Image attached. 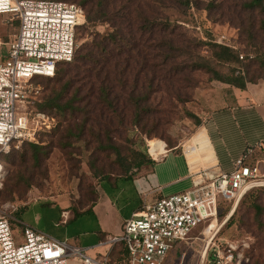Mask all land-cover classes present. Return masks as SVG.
I'll return each instance as SVG.
<instances>
[{
  "label": "trees",
  "instance_id": "16d2710c",
  "mask_svg": "<svg viewBox=\"0 0 264 264\" xmlns=\"http://www.w3.org/2000/svg\"><path fill=\"white\" fill-rule=\"evenodd\" d=\"M76 1L85 11V22L77 29V41L82 27L91 39L76 48L72 60L57 63L54 75L34 78L35 82L38 77H46L49 84L53 83L50 95L41 98L39 93L29 105H34L30 109L32 113H45L54 118L51 129L39 130L38 135L57 128L59 122L54 112L62 114L67 123L66 129L56 137L58 142L74 134L86 142L94 137L103 146V134H108L111 126L118 132L133 126L153 135L171 122L178 105L191 100V91L197 87V72L205 71L212 75V80L242 89L249 82L264 78V40L255 30L259 27L264 31V17L259 19L260 25L252 19V12L256 10L264 15V0L209 2L211 8L221 11L223 17L227 16L230 23H237L243 30L251 47L244 54L236 45L222 40L221 35L217 38L211 30H203L201 37H191L178 20L167 14L169 8H190L192 0ZM100 25H106L108 30L98 31ZM204 47L210 51L209 55L202 52ZM257 62L262 72L253 78L250 73ZM61 64L68 67L63 68ZM186 114L196 125H201L199 115L189 110ZM26 144L39 162L44 149L39 140L25 141L21 146ZM108 145L115 151L120 172L98 171L94 166L98 184L113 176L128 177L133 167L137 169L154 162L144 154L126 155L119 146ZM174 145L167 144V147ZM97 186L94 196L87 198L89 204L81 202V207L71 201L74 216L90 211L98 196ZM247 199H250L252 216L240 217V223L255 238L251 254L254 264H264V185L253 186L243 194L227 223L234 222ZM26 207H19L16 215H21ZM232 208V203L220 201L219 214ZM114 246H120L123 256L117 260L123 259L127 264L125 246L121 243Z\"/></svg>",
  "mask_w": 264,
  "mask_h": 264
},
{
  "label": "rangeland",
  "instance_id": "374dc122",
  "mask_svg": "<svg viewBox=\"0 0 264 264\" xmlns=\"http://www.w3.org/2000/svg\"><path fill=\"white\" fill-rule=\"evenodd\" d=\"M66 1L80 5L76 0ZM210 1L218 3L220 0H192L190 8L181 10L169 8L167 14L171 19L178 20V23L191 37H201L203 30L207 29L216 33L217 38L220 35H226L227 38L223 40L236 45L243 54L247 49L250 50L251 47L245 40L246 35L243 30L237 27V23H230L227 16L223 17L221 11L211 8ZM3 14L8 17V21L11 22L9 24L19 27L20 19L14 17L15 13ZM252 14V19L260 25L259 19L264 15L260 14L258 10ZM97 30L106 32L108 27L100 25ZM255 30L259 32V38L264 40V31L259 27ZM89 39L91 37L84 32L82 27L78 34L77 49ZM262 50L264 51V45ZM202 52L205 55L210 54L206 47ZM61 67L66 68L68 65L61 64ZM261 72L262 66L257 62L252 66L250 76L254 78ZM211 76L205 71L196 73L197 87L191 91V100L178 105L171 122L159 128L153 135L146 134L133 126L129 128L130 130L124 129L121 132L116 131L115 126H111L109 133L101 136L103 146H99L94 137H91V142H86L74 134H69L68 139L58 142L56 137L66 129L67 123L62 114L54 112L59 122L57 128L49 132H41L38 135L39 143L44 147L40 153L39 162L35 161L33 151L27 144L1 155L5 173L3 189L0 193V206L4 207L9 218L15 244L25 240L23 223H32L56 236L66 238L71 248L84 249L87 255L96 260L105 262V258L108 257L109 264H125L123 259L117 260L118 257L123 256L119 252L120 246H113L110 242L113 236L108 237L101 244L88 245L95 240V233L98 229L97 220L93 215H91L92 217L90 215L83 216L69 224L63 223L59 219L62 204L58 197H65L73 201L75 205L82 207L81 202L84 205L90 203L87 198L94 196L93 192L96 191L98 185V178L94 175V166L98 171L120 172L115 151L110 145L107 146L108 143L119 146L121 152L126 155L141 153L151 159L153 158L148 151V141L154 155L163 150L166 144L186 143L196 130L203 126L210 112L224 104V99L221 97L224 83L212 80ZM34 83L40 88L41 98L52 93L53 83L49 84L46 77H38ZM29 109H34V105L29 106ZM188 110L201 117V125H196L187 116ZM161 142L164 143V147H161ZM105 146L107 148L102 149ZM14 162L17 165H14ZM154 165L155 162H151L139 168L138 174L142 177L143 185H140L138 190L142 200H145L144 202H153L157 199L156 196L146 192L148 182L153 180ZM135 168H132L133 172H136ZM218 198L225 203H232L234 199L233 197L227 198L222 193H218ZM249 201L250 199H247L241 205L232 224L227 223L228 220L222 224L230 210L221 211L216 228L212 232H208L206 229L210 222L198 224L193 228L190 239H181L172 244L163 264H209L208 256L214 251V248H217V245L225 256L228 254L229 245H234L233 251L243 255L240 264H254L251 254L254 253L255 238L240 223V217L252 216V209L248 206ZM12 205L16 208H13ZM24 205L28 206L27 209L17 216V209ZM215 233L216 235H214ZM121 244L123 247L125 246V244ZM76 256V253L71 254L68 257V264H82Z\"/></svg>",
  "mask_w": 264,
  "mask_h": 264
},
{
  "label": "built area",
  "instance_id": "2783aa9c",
  "mask_svg": "<svg viewBox=\"0 0 264 264\" xmlns=\"http://www.w3.org/2000/svg\"><path fill=\"white\" fill-rule=\"evenodd\" d=\"M3 13H15L20 23L7 58L0 62V156L25 141H38V131L53 126V117L29 109L40 92L34 78L54 75L57 63L72 60L78 26L85 22L83 7L66 0H0V14ZM226 38L221 35L222 40ZM148 151L157 158L149 141ZM4 173L0 158V189ZM192 181L187 190L145 202L124 221L121 233L111 237L113 246L125 244L127 264H163L172 244L190 239L198 224L210 222L206 229L212 232L218 223V193L233 197V205L249 188L264 185V173L242 157L235 161L231 172L201 168L193 173ZM24 233L25 240L15 244L9 218L0 206V264H68L73 253L82 264H109L108 257L105 262L96 260L84 249L71 248L67 241L34 227H24ZM234 249L229 245L225 256L217 245L208 256L209 264H240L243 255Z\"/></svg>",
  "mask_w": 264,
  "mask_h": 264
},
{
  "label": "crops",
  "instance_id": "0c3cea01",
  "mask_svg": "<svg viewBox=\"0 0 264 264\" xmlns=\"http://www.w3.org/2000/svg\"><path fill=\"white\" fill-rule=\"evenodd\" d=\"M9 23L8 17L0 14V62L7 58L10 42L18 30ZM223 86L221 97L224 104L210 112L203 126L186 143L178 142L172 147L166 144L163 152L156 153L157 158L152 157L155 165L153 180L146 187L149 195L159 198L166 193L187 190L192 186L194 172L201 168H210L215 173L231 172L235 161L242 157L264 173V78L249 82L244 89L225 83ZM139 171L137 168L128 177L113 176L101 180L97 186V199L90 211L77 216L73 214L71 201L58 197L62 204L59 219L69 224L93 215L98 229L95 240L88 245L101 244L108 237L120 234L124 221L145 203L138 190L143 185ZM23 225L66 241V238L32 223Z\"/></svg>",
  "mask_w": 264,
  "mask_h": 264
},
{
  "label": "water",
  "instance_id": "95a60500",
  "mask_svg": "<svg viewBox=\"0 0 264 264\" xmlns=\"http://www.w3.org/2000/svg\"><path fill=\"white\" fill-rule=\"evenodd\" d=\"M261 184H264V182H261ZM240 199H238L236 202H235V205L237 206L238 205V202H239ZM234 205V207H235ZM233 207V210L231 209L230 213L227 215L226 219L224 220V222L222 224H224L230 217L231 215L234 213L236 207L234 208Z\"/></svg>",
  "mask_w": 264,
  "mask_h": 264
},
{
  "label": "bare ground",
  "instance_id": "6f19581e",
  "mask_svg": "<svg viewBox=\"0 0 264 264\" xmlns=\"http://www.w3.org/2000/svg\"><path fill=\"white\" fill-rule=\"evenodd\" d=\"M160 152H163V150H161ZM160 152H159V153H160ZM234 205H235V203H234ZM235 206H236V205H235Z\"/></svg>",
  "mask_w": 264,
  "mask_h": 264
}]
</instances>
